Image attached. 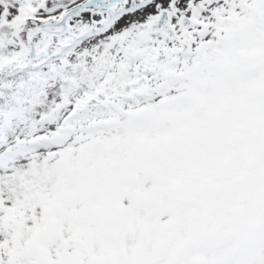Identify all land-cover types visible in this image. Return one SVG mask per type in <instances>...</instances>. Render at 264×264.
<instances>
[{
    "label": "snow or ice",
    "instance_id": "snow-or-ice-1",
    "mask_svg": "<svg viewBox=\"0 0 264 264\" xmlns=\"http://www.w3.org/2000/svg\"><path fill=\"white\" fill-rule=\"evenodd\" d=\"M0 264H264V0H0Z\"/></svg>",
    "mask_w": 264,
    "mask_h": 264
}]
</instances>
